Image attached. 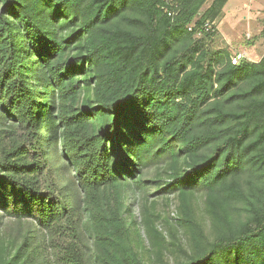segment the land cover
<instances>
[{
  "label": "trees",
  "instance_id": "trees-1",
  "mask_svg": "<svg viewBox=\"0 0 264 264\" xmlns=\"http://www.w3.org/2000/svg\"><path fill=\"white\" fill-rule=\"evenodd\" d=\"M226 2L0 0V264H148L151 189L159 264H264V55L209 47Z\"/></svg>",
  "mask_w": 264,
  "mask_h": 264
},
{
  "label": "rangeland",
  "instance_id": "rangeland-1",
  "mask_svg": "<svg viewBox=\"0 0 264 264\" xmlns=\"http://www.w3.org/2000/svg\"><path fill=\"white\" fill-rule=\"evenodd\" d=\"M264 19V0H227L220 18L215 24V37L210 41L209 47L212 50H226L230 54V58L237 54H241L244 60L248 62H259L264 55V40L260 37L262 29V21ZM152 180V174L146 177ZM74 187H70L73 189ZM155 189L148 192V201L145 204L140 195H132L127 197L126 205L132 211V216L136 219V225H132V219L129 217L131 230L139 229L141 241L140 250L143 259L148 264H159L156 259L155 251L147 246L143 227L140 225L143 212L148 213L154 219L156 228L163 234L165 240L170 242L169 233H174L182 242L183 233L179 228L176 217L171 214L176 212L177 200L174 194H153ZM198 202L199 209L201 208ZM145 208V210H143ZM18 227L14 222L3 219L2 235L15 234ZM41 243L43 234L38 235ZM142 244L144 246H142ZM164 261L167 264H174L175 257L169 252L164 253Z\"/></svg>",
  "mask_w": 264,
  "mask_h": 264
},
{
  "label": "built area",
  "instance_id": "built-area-1",
  "mask_svg": "<svg viewBox=\"0 0 264 264\" xmlns=\"http://www.w3.org/2000/svg\"><path fill=\"white\" fill-rule=\"evenodd\" d=\"M162 1H164L165 3H168V4L171 5V2H172L173 0H162ZM162 9H163V11H164L165 13H167L168 16H175V15H176L175 11L168 10L166 7H162ZM204 27L206 28V30L209 28L208 25H205ZM188 30H190V28H189ZM241 59H242V55H241V54H237V55H235V56H233V57L231 58V63H232V64H237V62H238L239 60H241ZM171 215H172L173 217H176V212H173Z\"/></svg>",
  "mask_w": 264,
  "mask_h": 264
}]
</instances>
